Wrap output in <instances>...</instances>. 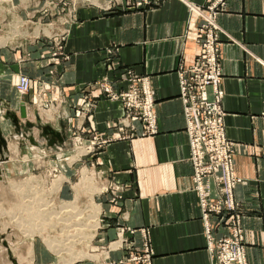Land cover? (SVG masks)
Listing matches in <instances>:
<instances>
[{"label": "crops", "instance_id": "0c3cea01", "mask_svg": "<svg viewBox=\"0 0 264 264\" xmlns=\"http://www.w3.org/2000/svg\"><path fill=\"white\" fill-rule=\"evenodd\" d=\"M210 1L163 0L150 7L112 12L82 5L66 44L71 61L59 85L67 92L88 84L89 91L100 93L94 82L105 77L119 80L127 71L150 80L157 133L139 134L141 123L138 135H133L136 137L112 122L109 129L108 121L117 119L122 107L105 98L98 103L94 121L100 134L121 138L111 140L102 160L110 182L123 187L122 203L120 208L103 205V209L112 216L111 225L119 221L148 231L154 264H212L194 190L177 75L180 66L192 64L198 53L194 26L201 19L192 7H206ZM217 22L230 36L222 35L223 106L227 136L237 144L235 170L243 181L235 196L245 210L247 258L249 264H264V1L226 0ZM5 68L0 63V73ZM19 97L9 78L0 75V102L9 101L8 106L16 108L13 102H20ZM48 110L40 109V119L57 120V126L70 113L65 112L59 120ZM28 115L34 117V111ZM34 133L29 139L31 147L42 144L41 150L51 152L37 142ZM52 144L56 153L62 151ZM114 232L110 229L108 233ZM137 238L140 241L139 235Z\"/></svg>", "mask_w": 264, "mask_h": 264}, {"label": "rangeland", "instance_id": "374dc122", "mask_svg": "<svg viewBox=\"0 0 264 264\" xmlns=\"http://www.w3.org/2000/svg\"><path fill=\"white\" fill-rule=\"evenodd\" d=\"M155 1L163 0H0V63L7 66L3 74L21 98L20 102H13L16 108L8 106L9 101L0 102V136L6 145L5 149L0 139V148L3 147L0 152V264H104L110 257L113 264L132 258H135L132 264H138L137 260L145 256L143 229L134 228L131 233L128 224L118 221L111 225L112 216L103 209L106 205L119 207L122 203V185L114 189L108 187L110 178L102 160L111 140L121 138L100 134L94 121L95 110L103 98L117 101L122 107L117 119L108 121L109 129L110 122L120 127L124 118H133L122 96L127 88L128 72L119 80L105 77L94 82L101 90L96 94L89 91L88 84L67 92L59 81L71 61L66 44L80 6L94 5L104 12H112L150 7ZM225 7L226 0L219 5L216 22ZM222 31L223 45L222 35L230 37L224 29ZM221 59L223 61L222 51ZM188 66L178 69V83L180 70ZM24 77L28 82L26 89L21 90ZM222 78L224 80V72ZM21 105H26L25 117L20 115ZM222 107L224 109L223 100ZM40 109L54 111L59 120L65 112L70 113L65 122L59 121L57 126V120L42 122ZM28 111H34V117L28 115ZM224 112L226 117L225 109ZM12 114L17 117L18 128L10 119ZM133 121L138 128V121ZM45 125H51L54 130H44ZM141 126L145 130L143 122ZM123 129L132 136L138 135L136 130ZM33 131L37 142L44 143L51 152L41 150L42 144L31 147L29 139ZM56 131L61 133L66 146ZM54 142L62 151L55 152ZM234 145L235 160L237 144ZM236 200L241 205L245 243V210ZM225 224L216 233L217 237L230 234V224ZM122 228L128 230L124 232L126 241L118 250L119 229ZM110 229L115 230L113 235H109ZM245 248L247 253L246 244Z\"/></svg>", "mask_w": 264, "mask_h": 264}, {"label": "built area", "instance_id": "2783aa9c", "mask_svg": "<svg viewBox=\"0 0 264 264\" xmlns=\"http://www.w3.org/2000/svg\"><path fill=\"white\" fill-rule=\"evenodd\" d=\"M220 4H224V0H216L206 8L192 7L202 18L194 26L199 50L195 61L179 72V96L183 102L185 120L188 122L186 132L190 139V160L195 171L194 189L202 210L211 262L248 264L241 205L234 195V190L242 179L235 172V143L226 136L225 112L222 107L223 45L220 36L223 31L216 22ZM127 72V88L122 96L127 111L134 116L123 119L129 121L124 128L137 132L138 128L133 121L137 120L138 123L143 122L145 127L141 133L138 132L139 134H154L158 131V123L151 83L148 78L137 76L131 71ZM27 82L24 77L22 86L20 84L21 90L26 89ZM115 184L119 188V183ZM226 222L230 224V234L225 233L217 237L216 233L226 225ZM127 230L119 229V234L123 233L120 238ZM129 231L132 233L134 228L131 227ZM142 231L146 254L139 258L137 263L154 264V251L148 239V231L144 228ZM123 244L120 247H123ZM110 260L104 264H113ZM134 260L135 258L127 259L120 263L132 264Z\"/></svg>", "mask_w": 264, "mask_h": 264}, {"label": "water", "instance_id": "95a60500", "mask_svg": "<svg viewBox=\"0 0 264 264\" xmlns=\"http://www.w3.org/2000/svg\"><path fill=\"white\" fill-rule=\"evenodd\" d=\"M24 107H25L24 105H21V108H20V109H21V113H20L21 117H25V116H26V112H25ZM10 119H11L13 125H14L16 128H18L17 117L15 116V114H14V115L12 114V115L10 116ZM28 125H30V123H28ZM43 128H44V130H46V131H47V130H51V131L54 130L53 127H52L51 125H45ZM55 134H56L57 136H59L60 140L63 142L62 144L64 145V138H63V136L61 135V133H60L59 131H56ZM0 139H1L2 143H3L4 148L6 149V145H5V140H4V138H2V137L0 136ZM0 152H1V148H0Z\"/></svg>", "mask_w": 264, "mask_h": 264}, {"label": "bare ground", "instance_id": "6f19581e", "mask_svg": "<svg viewBox=\"0 0 264 264\" xmlns=\"http://www.w3.org/2000/svg\"><path fill=\"white\" fill-rule=\"evenodd\" d=\"M37 30H39V29H37ZM25 104V103H24ZM24 106H26V105H24ZM129 124V121L128 120H123V122H122V126L124 127V126H126V125H128ZM30 125H32L31 123H30ZM33 126V125H32ZM186 126H188V122L186 121ZM187 128V127H186ZM141 135H143V134H141ZM189 138V137H188ZM189 143H190V139H189ZM3 147H1V149H2ZM111 188H117V185H114V186H111ZM123 191V190H122ZM98 197H100V196H98ZM122 232H120V235L122 236ZM124 238H125V236H123L122 238H120V240H118L119 241V243L120 244H118V250H119V248H120V246L123 244V242H124ZM116 250V249H115ZM208 250V249H207ZM209 256H210V254H209ZM111 258V257H110ZM109 258V259H110ZM109 259H108V261H109ZM210 261H211V257H210ZM212 263V262H211Z\"/></svg>", "mask_w": 264, "mask_h": 264}]
</instances>
